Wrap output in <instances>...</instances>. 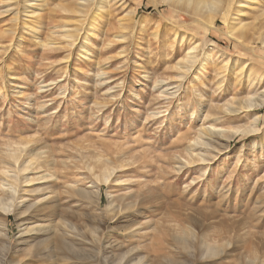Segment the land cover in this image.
I'll use <instances>...</instances> for the list:
<instances>
[{
    "label": "rangeland",
    "instance_id": "obj_1",
    "mask_svg": "<svg viewBox=\"0 0 264 264\" xmlns=\"http://www.w3.org/2000/svg\"><path fill=\"white\" fill-rule=\"evenodd\" d=\"M236 1L209 28L160 0H0V264H264V48L229 38L257 12Z\"/></svg>",
    "mask_w": 264,
    "mask_h": 264
},
{
    "label": "bare ground",
    "instance_id": "obj_2",
    "mask_svg": "<svg viewBox=\"0 0 264 264\" xmlns=\"http://www.w3.org/2000/svg\"><path fill=\"white\" fill-rule=\"evenodd\" d=\"M160 1H163L164 3L166 2L167 4H168V6L170 5L172 8H174L175 10H177V11H179V12H184V13H186V14H189V15H192V16H195V17H197V18H200V17H202V16H204V18H206V22H205V24L204 25H206L207 27H209V28H215V21H216V19H217V16L219 15L220 17H222V19L225 21V22H228V11H230V8H232L233 7V5L237 2L236 0H160ZM259 0H253V1H251V4L249 5V10L248 11H250V10H253V12L254 11H257L256 13H254L253 14V20L251 21V23H247V24H244V22H243V20H241V19H238L239 21L237 22V21H234L235 23H234V25H231L230 27H229V31H228V35H229V38L230 37H233L234 36V32L235 31H237V30H239V32H237V33H239V34H241V36H240V39L242 38V39H245L246 38V36H248L247 34V31L249 32H252V38H253V41L255 40V41H259L260 43H262L263 44V48H264V4H261L260 2H258ZM151 2H153L155 5H156V7H157V5L160 3L159 2V0H151ZM242 3H249V2H247V1H245V0H242V1H240V3L239 4H242ZM262 3H264V1L262 2ZM159 6V5H158ZM79 8H81V7H79ZM83 8V7H82ZM234 11H236V9L234 10ZM74 12H76V14H78V15H80V14H82L83 13V10H81V9H77L76 11L74 10ZM231 12V11H230ZM239 12H241L240 10H239ZM178 13V12H177ZM230 15V14H229ZM231 15H232V12H231ZM243 16H245V15H243ZM230 18V17H229ZM202 19H203V17H202ZM197 20V19H196ZM195 20V21H196ZM199 20H201V19H199ZM229 22H231V21H229ZM236 33V34H237ZM250 36V35H249ZM234 40V39H233ZM249 40V39H248ZM231 41V40H230ZM240 42V41H239ZM246 42V41H245ZM248 45V44H247ZM262 46V45H261ZM85 49H87V46H86V44L85 45H83L82 46V50H84V51H86ZM195 49V48H194ZM249 49V48H248ZM196 55V54H195ZM210 56V55H209ZM208 56V57H209ZM188 63V62H187ZM190 63V62H189ZM182 66V65H181ZM187 66V65H186ZM185 66V67H186ZM187 69V68H186ZM259 95V94H258ZM257 95V96H258ZM248 99V98H247ZM237 100V99H236ZM239 100V99H238ZM244 100V99H243ZM234 101V100H233ZM232 101V102H233ZM241 103V102H240ZM242 103H244V102H242ZM242 103H241V105H242ZM239 104V103H238ZM247 104V106H245ZM246 104L244 105L245 107H244V109L245 110H248V109H250V108H253V106H264V90L262 91V93L257 97V98H253L252 99V97L251 98H249L248 100H246ZM234 105V104H233ZM224 107V106H223ZM222 107V108H223ZM242 109V108H241ZM243 109V110H244ZM228 110V109H227ZM238 112V111H237ZM258 118V117H257ZM258 121H259V118H258ZM246 126H249V125H246ZM216 127H214V129H215ZM242 128V127H241ZM238 129V128H237ZM244 129H246V127L244 128ZM235 130V129H234ZM234 130H232V131H234ZM238 130H240V129H238ZM237 130V131H238ZM253 129H251V128H247L246 130H243L244 132V134H245V132L247 133H251V132H253L252 131ZM211 133V135L213 134V135H215V133L216 132H214V131H211V130H207V133L206 134H209V132ZM236 131V132H237ZM242 131V130H241ZM217 133H219V132H217ZM230 133V132H229ZM222 134V133H221ZM232 134V133H231ZM243 134V135H244ZM218 135H220V134H217V136ZM224 135H226V134H224ZM248 135V134H247ZM216 136V135H215ZM221 136V135H220ZM220 136H218L219 138H221ZM232 136V135H231ZM234 136H235V132H234ZM230 137V136H229ZM244 137H246V136H244ZM222 139V138H221ZM230 139V138H229ZM213 141H215V138H214V140ZM212 141V142H213ZM229 141V140H228ZM216 142V141H215ZM226 142V141H225ZM219 143V142H218ZM230 143V142H229ZM207 145H209V143L207 144ZM206 145V146H207ZM228 145V144H227ZM195 146V145H194ZM205 146V145H204ZM200 147V146H199ZM211 147V146H210ZM215 147V146H214ZM227 147V146H226ZM209 147H207V149H208ZM28 149V148H27ZM194 149V148H193ZM16 151L17 150H19L18 148L17 149H15ZM210 150V149H209ZM191 151V150H190ZM194 151H195V149H194ZM199 151H202V150H199ZM15 152V151H14ZM14 152H11V153H14ZM26 152V151H25ZM203 152V151H202ZM17 153H18V151H17ZM20 153V152H19ZM18 153V154H19ZM22 153V152H21ZM23 153H24V151H23ZM194 153V152H193ZM17 155V154H16ZM23 155V154H22ZM206 155V154H205ZM209 155V154H208ZM35 156V155H34ZM195 156H197L198 157V160L199 161H201V162H204V160L206 161V160H209V159H207V157H203V156H201L200 154L199 155H195ZM207 156V155H206ZM7 157V156H6ZM18 157V156H17ZM209 157V156H208ZM10 159H13L16 163L18 162V159H19V157H18V159L16 158V156L14 157V156H11L10 155V157H9ZM22 158V157H21ZM20 158V159H21ZM23 160V159H22ZM10 161V160H9ZM20 161V160H19ZM11 163H12V161H11ZM29 163V162H28ZM27 163V164H28ZM31 163V162H30ZM205 163V162H204ZM8 164V163H7ZM189 164V163H188ZM201 164V163H200ZM10 165V164H9ZM32 165V164H31ZM35 165V164H34ZM33 165V166H34ZM187 165V164H186ZM12 166H13V164H12ZM15 166V165H14ZM27 166H29V164L27 165ZM21 167V166H20ZM30 167V166H29ZM28 167V168H29ZM18 169V168H17ZM26 170V169H25ZM4 172V171H3ZM8 172V171H7ZM17 173V172H16ZM43 173V172H42ZM41 173V174H42ZM15 174V173H14ZM205 174H206V172H205ZM4 175V174H3ZM208 175H209V172H208ZM7 176V175H6ZM9 176V175H8ZM7 176V177H8ZM205 176H207V175H205ZM18 177V176H17ZM45 177V176H44ZM9 178V177H8ZM17 180V179H16ZM18 181V180H17ZM7 185H8V183H7ZM11 188V187H10ZM12 190V189H11ZM44 190V189H43ZM4 191V190H3ZM5 191H7V190H5ZM41 191H42V189H41ZM1 192V191H0ZM10 193H12V194H15L14 192V190H12V191H9ZM19 193V192H18ZM29 193H30V191H29ZM86 193H88V192H86ZM81 194H83V193H81ZM85 194V193H84ZM89 194V193H88ZM20 195H21V193H20ZM87 195V194H86ZM86 197V196H85ZM87 197H88V195H87ZM17 198V197H16ZM19 198V197H18ZM25 198V197H24ZM30 198V197H29ZM47 198V197H46ZM22 199H23V197H22ZM41 199H43V198H41ZM48 199H50V198H48ZM16 200H18V199H16ZM28 200V199H27ZM12 201H14V200H12ZM19 201V200H18ZM24 201H26V200H24ZM23 202V201H22ZM46 203H48V201H45ZM28 203V202H27ZM30 203V202H29ZM36 203V202H35ZM1 205H4V208L2 207V209H3V215H5V216H8V215H10V214H12V213H15V205L13 204V203H11V200L9 201V204H5L3 201H0V206ZM35 204H33V205H31V206H34ZM47 205V204H46ZM46 205H44L45 206V208H46ZM50 205V204H49ZM43 206V207H44ZM48 206V205H47ZM26 207H28V205H26ZM32 208H34V207H32ZM38 208L40 209V211H42L41 210V207L40 206H38ZM38 208H36V211L38 210ZM2 209H0V210H2ZM44 212V211H43ZM41 213V212H40ZM54 214V213H53ZM198 218V217H197ZM201 219V218H200ZM226 223V222H225ZM32 226V225H31ZM204 226V225H203ZM236 226V225H235ZM119 227V226H118ZM39 228H41V229H39ZM45 227H43V226H38L37 224H36V226H34V224H33V227H29L28 228V231H27V229H25L28 233H34L35 231H36V229H37V231H36V233H43V234H47V232L49 233V231L50 230H48L47 229V227H46V229H44ZM53 229H54V227H52ZM124 228V227H123ZM233 228V227H232ZM125 229V228H124ZM127 229V228H126ZM129 229V228H128ZM2 230V229H1ZM1 230H0V235H2L1 234ZM55 230V229H54ZM131 230V229H130ZM139 230V229H138ZM41 231H43V232H41ZM69 231V230H68ZM125 231V230H124ZM55 232V235H56V240H58V244L56 245L57 246V249L59 250V251H61V252H63V253H65V254H67L68 255V259H71V258H74V256H76L74 253H76L75 251H74V248H73V244L72 243H69L66 239H65V237L68 235H66V233L64 232V231H52V234ZM24 233H25V231L23 232V234L22 235H24ZM39 233V234H40ZM50 234V233H49ZM104 234V233H103ZM5 235V234H4ZM26 235V234H25ZM51 235V234H50ZM53 236V235H52ZM71 236V235H70ZM28 237V236H27ZM68 237H69V235H68ZM182 238V237H181ZM210 238V237H209ZM43 239V238H42ZM50 239V238H49ZM37 240V239H36ZM41 240V238L38 240V242ZM47 240V236L42 240V241H40V242H45ZM55 240V241H56ZM176 240V239H175ZM182 241H184L185 242V240H183V238L181 239ZM114 241V240H113ZM23 242V241H22ZM40 242L38 243V244H40ZM100 242V241H99ZM227 243H228V241H226ZM20 243V242H19ZM25 243H27V242H25ZM116 244H117V242H115ZM119 243V242H118ZM182 244H183V242H181ZM181 243H180V245H181ZM213 243H215L214 241H213ZM213 243H209V242H205V243H202L201 245H199V247H200V249L202 250V252L205 254V255H207V253L208 252H212L213 254H215L216 255V253H214L217 249H219V248H217L216 249V247L213 245ZM22 244H24V243H22ZM250 244H251V242H250ZM26 245V244H25ZM29 246H30V244H28ZM83 245V244H82ZM110 245V244H109ZM108 245V246H109ZM112 245V244H111ZM114 245V244H113ZM113 245H112V247H113ZM120 245V244H119ZM184 246H185V244H183ZM187 245V244H186ZM228 245V244H227ZM256 245V244H255ZM10 246V245H9ZM8 246V247H9ZM34 246V245H33ZM41 246H44V244L43 245H41ZM55 246V247H56ZM107 246V247H108ZM219 246V245H218ZM224 246V245H223ZM262 246V245H261ZM117 247H119V246H117ZM186 247V246H185ZM221 247V246H220ZM228 247V246H227ZM263 247V246H262ZM51 248V247H50ZM96 248V247H95ZM99 248V247H98ZM111 248V247H110ZM257 248V247H256ZM18 249V248H17ZM26 249V248H25ZM77 249V248H76ZM102 249V248H101ZM104 249V248H103ZM109 249V248H108ZM113 249V248H112ZM111 249V250H112ZM115 249V248H114ZM117 249V248H116ZM115 249V250H116ZM119 249V248H118ZM121 249V248H120ZM139 249V248H138ZM19 250V249H18ZM22 250V249H21ZM96 250V249H95ZM98 250H100V249H98ZM106 250V249H105ZM132 250V249H131ZM192 250V249H191ZM220 250V249H219ZM224 250V249H223ZM222 250V251H223ZM15 251V250H14ZM58 251V252H59ZM78 251H82L80 248H78ZM113 252H115L114 250H112ZM122 251V250H121ZM221 251V252H222ZM252 251V250H251ZM254 251V250H253ZM28 252V251H27ZM106 252V251H105ZM118 252H120V251H118ZM124 252V251H123ZM130 252V251H129ZM132 252V251H131ZM217 252V251H216ZM221 252H219L220 254H221ZM224 252V251H223ZM16 253H20V252H16ZM47 253H48V251H47ZM78 253V252H77ZM90 253V252H89ZM93 253V252H92ZM108 253V252H107ZM133 254H134V252H132ZM211 253V255L212 256H214L213 254ZM85 254V253H84ZM96 254V253H95ZM99 254H100V252H99ZM111 254V253H110ZM116 254V253H115ZM120 254V253H119ZM128 254V253H127ZM204 254H203V256H204ZM219 254V255H220ZM224 254V253H223ZM254 254V253H253ZM257 254V253H256ZM260 254V253H259ZM33 255V254H32ZM80 255V253H78V255L77 256H79ZM114 255V254H113ZM112 255V256H113ZM129 255V254H128ZM128 255H126V254H124V255H122V257H121V262H119L118 260V264H123V261H126V259H128ZM242 255V254H241ZM28 256V255H27ZM45 255H43V257H44ZM96 256V255H95ZM108 257H109V255H107ZM222 256H224V255H222ZM247 256H249V255H247ZM10 257H12V256H10ZM41 257V256H40ZM47 257H49V256H47ZM84 257V255L81 257V258H79V260H88L87 258H83ZM90 257H91V255H90ZM93 257V256H92ZM91 257V258H92ZM97 257V256H96ZM108 257H105L104 258V263L105 264H114V262L113 261H111V260H109V259H107ZM111 257V256H110ZM130 257V256H129ZM205 257V256H204ZM7 258H9V257H7ZM13 258V257H12ZM26 258V257H25ZM28 258H30L29 256H28ZM46 258V257H45ZM91 258H89L90 260H91ZM113 258V257H112ZM202 258V257H201ZM217 258V257H216ZM255 258H257V257H255ZM254 258V259H255ZM99 259V258H98ZM101 259V258H100ZM100 259H99V261H100ZM114 259V258H113ZM117 259V258H116ZM132 259V258H131ZM238 259V258H237ZM252 259H253V256H252ZM252 259H247L246 260V262L247 261H249V264H253V262H252ZM52 260V259H51ZM133 260H135V258H133ZM239 260V259H238ZM8 261V260H7ZM16 261H19V260H16ZM50 261V260H49ZM92 261H93V259H92ZM98 261V260H97ZM96 261V262H97ZM116 261V260H115ZM141 261H142V259H141ZM141 261H138V262H141ZM197 261V260H196ZM244 261V258H243V255H242V258H240V262L239 263H241V262H243ZM258 261V260H257ZM21 262H23V260L22 261H19L18 263H16V262H13L14 264H22ZM78 262V261H77ZM101 262V261H100ZM130 262V261H129ZM132 262V261H131ZM134 262V261H133ZM137 262V263H138ZM198 262V261H197ZM202 262V261H201ZM50 263H52V262H50ZM74 263V262H73ZM85 263V262H84ZM72 264V263H71ZM79 264V263H78ZM82 264H83V261H82ZM117 264V263H116ZM128 264V263H127ZM131 264V263H130ZM133 264V263H132ZM141 264V263H140ZM246 264H248V263H246Z\"/></svg>",
    "mask_w": 264,
    "mask_h": 264
}]
</instances>
